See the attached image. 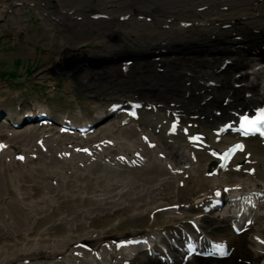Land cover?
I'll return each instance as SVG.
<instances>
[{
	"label": "bare ground",
	"instance_id": "bare-ground-1",
	"mask_svg": "<svg viewBox=\"0 0 264 264\" xmlns=\"http://www.w3.org/2000/svg\"><path fill=\"white\" fill-rule=\"evenodd\" d=\"M108 4H113L107 8L113 13L133 12L127 13L126 19L130 20L139 18L144 11L156 12L153 16L158 36H153L155 29L139 27L137 39L153 50L149 70L144 71H152L163 81L153 77L156 91L148 89L149 82L133 83L131 89L139 86L145 95L155 97L158 93L157 100L168 99L172 103L154 105L138 97L151 106L138 108L134 119L119 115L87 138L61 133L58 126H33L21 134L7 130L9 139L21 136V149L27 150H21L20 155L27 158L23 157L22 162L17 156L12 172L5 169L3 173L1 167L10 160H6L9 155L5 150L0 155V264H125L134 249L150 246L148 236H156L155 243L175 251L174 230L185 224L201 227L200 237L222 239L230 249V255L223 260L196 259L185 264H264V146L255 138L245 139L243 152L224 172L216 174L213 171L217 168L209 156L210 151L235 140L232 134L216 140L209 127L217 128L228 120L227 110L233 106L246 102L249 108L264 102V0H97L94 5ZM60 5L83 8L93 4L92 0L53 2L55 8ZM192 9L194 14L190 13ZM174 13L179 14L178 18L170 20ZM190 17L194 23L181 24ZM13 23L19 25L17 19ZM72 23L76 25L62 31L59 41L69 36L76 55L58 53L54 58L57 70L53 69L66 73L76 70L66 76L85 89L86 102L92 109L106 103L95 95L100 88L106 86L108 92L129 94L126 88L133 79L121 77L126 70H117L121 78L111 85L96 71L94 61L81 59L118 55L123 50L113 42L102 43L98 50L84 48L92 41H86L88 34L78 23L97 21ZM224 24L229 25L223 27ZM85 28L97 41L99 37L94 39L90 28ZM174 39L177 42L170 44ZM191 46L195 50L188 48ZM75 56L76 67L74 63L70 66L69 59ZM223 64L225 67L218 69ZM224 98L228 102L224 103ZM171 115L173 121L178 119L175 132L169 131ZM74 117H79V113ZM195 135L199 141L188 143L187 138ZM101 140L104 148L98 150L95 142ZM91 142L94 143L87 153L78 146ZM33 148L39 154L37 165L28 163L31 158L26 152ZM24 181H32L37 197L32 198ZM18 186L23 188L21 196ZM222 188L227 189L231 198L228 202L233 205L208 212L205 199ZM11 192L12 196L7 195ZM58 199L67 203L57 208ZM74 203L78 205L72 207ZM45 215L49 218L42 219ZM151 215L152 222L145 231L130 234L139 235L145 241L143 245L133 243L132 237L103 239L102 229L113 227L118 219H145ZM161 217L165 221L158 225L156 221ZM55 218L61 219L57 233L60 240L48 238L51 226L58 221ZM230 220L243 229L239 235L225 231ZM96 222L101 223V229L90 227ZM84 239L92 246L79 245ZM18 253H34L36 260L22 263ZM67 254L71 259H67Z\"/></svg>",
	"mask_w": 264,
	"mask_h": 264
},
{
	"label": "rangeland",
	"instance_id": "rangeland-1",
	"mask_svg": "<svg viewBox=\"0 0 264 264\" xmlns=\"http://www.w3.org/2000/svg\"><path fill=\"white\" fill-rule=\"evenodd\" d=\"M8 1L6 0V3ZM2 3L3 0H0V5ZM12 8L15 9V7ZM8 18L5 17L3 20L0 17V84L5 85L0 88V94L11 98L19 92L15 100L21 99L27 104L46 100L56 110L63 108L75 113L76 107H79L80 110L89 111L90 106L86 104L85 89L79 88L74 78L66 76L74 74L76 70L69 73L50 70L51 65H54L55 56L61 51L59 45L55 43L53 48H48L45 31L42 28L43 31L40 30V26L33 25L26 33H21ZM31 21L36 23L34 17H31ZM96 71L102 73L104 80L110 81L111 85H116L120 80L110 70L108 73H106L108 70ZM139 80V77L133 78V81ZM52 85L57 89L50 88ZM105 87L96 90L95 95L102 99L117 96L116 92L115 94L112 91L108 92ZM123 228L124 226L121 227Z\"/></svg>",
	"mask_w": 264,
	"mask_h": 264
},
{
	"label": "snow or ice",
	"instance_id": "snow-or-ice-1",
	"mask_svg": "<svg viewBox=\"0 0 264 264\" xmlns=\"http://www.w3.org/2000/svg\"><path fill=\"white\" fill-rule=\"evenodd\" d=\"M241 127H246L248 131H259L261 134H264V109H260L258 115L251 119L248 116H243L241 118Z\"/></svg>",
	"mask_w": 264,
	"mask_h": 264
}]
</instances>
